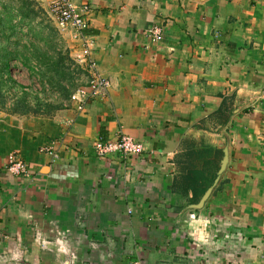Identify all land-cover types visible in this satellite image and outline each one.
<instances>
[{"label":"crops","instance_id":"0c3cea01","mask_svg":"<svg viewBox=\"0 0 264 264\" xmlns=\"http://www.w3.org/2000/svg\"><path fill=\"white\" fill-rule=\"evenodd\" d=\"M70 2L109 89L0 112V264H264V0ZM119 132L143 152L97 156Z\"/></svg>","mask_w":264,"mask_h":264},{"label":"rangeland","instance_id":"374dc122","mask_svg":"<svg viewBox=\"0 0 264 264\" xmlns=\"http://www.w3.org/2000/svg\"><path fill=\"white\" fill-rule=\"evenodd\" d=\"M7 5L14 6L8 16L1 13L2 7ZM19 8L22 12L31 11V23L30 19H21L17 14ZM9 20H12L13 29ZM69 28L73 30L71 27H59L50 9L45 11L35 0H0V36L5 38L6 35H12L7 47H0L2 53L7 49L22 54L21 61L8 56L12 59L9 70L16 84H0V112L24 118L50 117L55 112L71 106V96L77 89L88 84L90 71L87 65L83 64L82 57L75 53L80 48L78 35H72ZM41 38H52L59 46L58 51L61 49L66 57L60 71L55 72L46 63L32 62L27 56L36 50L46 51ZM2 43L7 44L4 40ZM46 52L47 57L52 55L49 49ZM7 74L4 72L5 81Z\"/></svg>","mask_w":264,"mask_h":264},{"label":"built area","instance_id":"2783aa9c","mask_svg":"<svg viewBox=\"0 0 264 264\" xmlns=\"http://www.w3.org/2000/svg\"><path fill=\"white\" fill-rule=\"evenodd\" d=\"M53 19L62 29L71 27L74 31L82 34L87 28L79 12L73 7L70 0H57L50 7ZM162 34V28L153 25L147 31V36L153 42H156ZM90 79L85 87L77 89L71 96L74 103H77L79 110H84L88 99L103 95L108 92L109 82L103 78L95 69V65H89ZM94 150L100 158L110 156H119L123 159L139 156L143 152V145L134 138L119 132L118 138L113 142L97 141L94 144ZM5 170L13 176H27L29 174L28 166L17 155H9ZM132 264H142L140 260Z\"/></svg>","mask_w":264,"mask_h":264},{"label":"trees","instance_id":"16d2710c","mask_svg":"<svg viewBox=\"0 0 264 264\" xmlns=\"http://www.w3.org/2000/svg\"><path fill=\"white\" fill-rule=\"evenodd\" d=\"M6 7L5 6L2 7L1 13L2 14L4 13V15L6 14V16H8L10 12L14 9V6L7 5ZM17 12H18L17 14L22 17L21 19H25V20L30 19V23H31V18H29L30 13H31L30 10L29 12L26 13V12H22L21 8H19ZM32 14H33V11H32ZM9 24L12 25V29H13L12 20H9ZM11 37L12 35H6L5 38H2V36H0V47H7L6 45L10 43L9 41L11 40ZM3 40L7 44H3L2 43ZM41 40L44 42L45 44L44 46H46L45 47L46 51L47 49H49V51H52V55L47 57L46 51L41 52V51L36 50L33 54H29L27 56H29L32 62H40L42 64L46 63V65L50 69H54L55 72L60 71V69H62L61 67L66 61V57L63 56L61 49L58 51L59 46L57 43H55V41L52 38L50 39L41 38ZM54 55H56L55 59L51 61ZM8 56L13 57L17 61H21L22 54L16 53V52H13L12 50H7V49H5L4 52L2 53V49L0 48V84L2 85H7L8 82H11L12 84H16L9 70L10 62H12V59L8 58ZM4 72L8 73L6 81L3 80L5 77Z\"/></svg>","mask_w":264,"mask_h":264}]
</instances>
